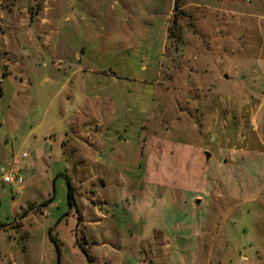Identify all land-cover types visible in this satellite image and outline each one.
<instances>
[{"label":"rangeland","instance_id":"1","mask_svg":"<svg viewBox=\"0 0 264 264\" xmlns=\"http://www.w3.org/2000/svg\"><path fill=\"white\" fill-rule=\"evenodd\" d=\"M22 153L0 264H264V0H0Z\"/></svg>","mask_w":264,"mask_h":264},{"label":"crops","instance_id":"2","mask_svg":"<svg viewBox=\"0 0 264 264\" xmlns=\"http://www.w3.org/2000/svg\"><path fill=\"white\" fill-rule=\"evenodd\" d=\"M108 99H109V97H108ZM85 102H86V98H83V103L82 104H85ZM91 103V102H90ZM88 104H89V102H88ZM87 104V105H88ZM92 104V103H91ZM32 131H30L29 133H27V135H26V137H25V139H30L31 138V136H32V133H31ZM35 139V138H34ZM60 145L58 146V148L56 149L55 148V150H54V152L56 153V155H57V158L59 159H61L62 158V156H63V147L61 146V144L62 143H64V141L63 140H60ZM37 146V145H36ZM36 146H33V149H35L36 148ZM52 148V147H51ZM28 157V156H27ZM10 165L11 164H13V166H14V168H15V170L19 173V175L22 173V172H29V171H32V169H33V167H34V161L32 160L31 162H29V163H24V162H22V160L20 159V157L19 156H17V155H14V156H12V159H10V163H9ZM22 176V175H21Z\"/></svg>","mask_w":264,"mask_h":264},{"label":"built area","instance_id":"3","mask_svg":"<svg viewBox=\"0 0 264 264\" xmlns=\"http://www.w3.org/2000/svg\"><path fill=\"white\" fill-rule=\"evenodd\" d=\"M27 157L26 153H22L20 158L25 159ZM0 184L1 185H19L22 186L23 178L15 170L13 164L9 165L7 168H0Z\"/></svg>","mask_w":264,"mask_h":264},{"label":"trees","instance_id":"4","mask_svg":"<svg viewBox=\"0 0 264 264\" xmlns=\"http://www.w3.org/2000/svg\"><path fill=\"white\" fill-rule=\"evenodd\" d=\"M68 185V191H67V197H68V203L70 206L74 205V191L73 188L70 184V182L67 183ZM25 214H27V212H25ZM20 223V221H18V224ZM83 255L85 256V258L87 259L88 262H90V258L88 256V254L86 253V251L84 249H81Z\"/></svg>","mask_w":264,"mask_h":264},{"label":"water","instance_id":"5","mask_svg":"<svg viewBox=\"0 0 264 264\" xmlns=\"http://www.w3.org/2000/svg\"><path fill=\"white\" fill-rule=\"evenodd\" d=\"M205 155V159L207 160L209 158V153L208 152H204Z\"/></svg>","mask_w":264,"mask_h":264}]
</instances>
